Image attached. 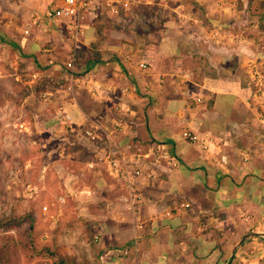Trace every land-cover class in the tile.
I'll return each instance as SVG.
<instances>
[{
	"label": "crops",
	"instance_id": "obj_1",
	"mask_svg": "<svg viewBox=\"0 0 264 264\" xmlns=\"http://www.w3.org/2000/svg\"><path fill=\"white\" fill-rule=\"evenodd\" d=\"M49 1L0 0V20L37 64L54 51L44 46L48 37L63 40L55 24L34 23ZM173 1L152 2L162 12L158 38L151 32L150 40L135 34L136 43H115L87 79L72 74V97L62 96L57 109L66 108L78 127L94 121L109 134L120 119L124 127L112 135L123 146L164 143L180 165L152 166L154 176L141 179V196L130 200L103 166L87 165L90 176L72 174V197L99 223L98 264H264V93L254 94L249 75V61L264 59V14L254 6L259 0ZM29 23L34 38L24 33ZM213 24L237 40L212 39ZM84 87L91 112L77 96ZM92 88L107 93L96 97ZM188 128L211 137L210 148L188 140Z\"/></svg>",
	"mask_w": 264,
	"mask_h": 264
},
{
	"label": "rangeland",
	"instance_id": "obj_2",
	"mask_svg": "<svg viewBox=\"0 0 264 264\" xmlns=\"http://www.w3.org/2000/svg\"><path fill=\"white\" fill-rule=\"evenodd\" d=\"M130 1V9L120 16L103 14L95 22H89L90 34L81 45L83 52L76 58L73 44L64 33L63 40L57 42L48 37L44 46L47 44L54 51L42 54V62L38 64L34 56L27 55L13 40L12 29L4 24L6 19L0 20V220L12 215L25 218L22 227L25 231L30 227L26 217L32 214L38 243L59 250L68 264L99 262L96 240L99 223L92 220L85 204H78L71 193L73 173L90 176L87 165L94 158L96 144L84 135L83 128L87 125L71 132L67 123L54 120V114L62 96L72 97L67 91L73 73L87 79L90 63L103 65V57L115 43L133 44L138 42L135 34L150 40L151 32L155 36L160 33L163 25L155 17L162 12L152 4L154 0ZM254 6L264 14V0ZM26 30L24 33L31 38L38 33L37 27L30 23ZM93 58L101 60H90ZM70 60L75 63L73 69L67 66ZM46 79L52 80L46 90L35 92ZM30 89L34 91L28 93ZM77 96L84 110L91 112L92 100L86 87L77 91ZM42 116L47 118L46 123ZM42 123L46 126L42 127ZM4 231L0 229V236ZM17 262L33 264L22 254Z\"/></svg>",
	"mask_w": 264,
	"mask_h": 264
},
{
	"label": "built area",
	"instance_id": "obj_3",
	"mask_svg": "<svg viewBox=\"0 0 264 264\" xmlns=\"http://www.w3.org/2000/svg\"><path fill=\"white\" fill-rule=\"evenodd\" d=\"M225 2L226 0H222L218 2V5ZM130 7V0H50L47 9L43 13L35 15L37 18H34V23L36 24L42 20V22L55 24L72 42L73 58H76L79 48L87 37L86 18L90 17L92 21L93 16L97 17L103 14L110 17L120 16L124 11H128ZM26 32L28 33L29 30L27 29ZM209 33L212 39L220 43L237 40V36L230 32L224 24L210 25ZM244 42L252 43L249 39H245ZM249 63V75L253 92L257 97H260L264 93V59L250 60ZM139 65L142 68H147L148 62L141 61ZM67 66L73 69L75 63L70 60L67 62ZM91 92L96 97H102L105 95L106 90L104 88H92ZM198 100L201 101V98ZM56 116L69 125L71 132H77L80 128H83L78 127L74 116L64 107L57 109ZM112 124L110 134L106 132L107 128L102 123L94 121L83 128L85 136L97 144L94 158L88 162V167L95 169L98 166H103L109 175L118 180L124 187L128 193V200L131 198L139 199L141 194L138 186L141 179L154 176L155 172L152 170V166L177 167L181 163L180 159L164 143H154L143 150H133L131 146H123L112 135L114 132L123 129V121L115 119ZM184 135L188 140L201 144L204 149H209L211 146V137H202L190 128L184 131ZM62 200H65L64 196ZM139 227L143 228L145 226L141 223ZM100 238L101 235H96V240Z\"/></svg>",
	"mask_w": 264,
	"mask_h": 264
},
{
	"label": "trees",
	"instance_id": "obj_4",
	"mask_svg": "<svg viewBox=\"0 0 264 264\" xmlns=\"http://www.w3.org/2000/svg\"><path fill=\"white\" fill-rule=\"evenodd\" d=\"M82 52L83 48L80 47L78 54ZM90 60L99 61L101 59ZM93 63H90L86 71L92 69ZM51 81L50 79L44 80L40 88L34 89L35 92L45 91ZM34 90L30 89L28 93ZM26 219L29 220L30 227L25 231H22L25 218L12 215L0 220V229L5 230L0 236V264H18L17 259L21 254L33 264H68L67 258L59 250L51 245L42 246L38 243L35 236V217L28 214Z\"/></svg>",
	"mask_w": 264,
	"mask_h": 264
},
{
	"label": "water",
	"instance_id": "obj_5",
	"mask_svg": "<svg viewBox=\"0 0 264 264\" xmlns=\"http://www.w3.org/2000/svg\"><path fill=\"white\" fill-rule=\"evenodd\" d=\"M257 233H259V232H255V234H257ZM263 234H264V233H263ZM245 239H246V238H244V239L242 240V242H243ZM242 242H241V243H242Z\"/></svg>",
	"mask_w": 264,
	"mask_h": 264
}]
</instances>
